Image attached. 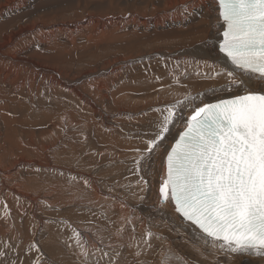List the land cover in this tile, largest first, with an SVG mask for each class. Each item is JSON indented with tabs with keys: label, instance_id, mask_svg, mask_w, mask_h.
Instances as JSON below:
<instances>
[{
	"label": "bare ground",
	"instance_id": "obj_1",
	"mask_svg": "<svg viewBox=\"0 0 264 264\" xmlns=\"http://www.w3.org/2000/svg\"><path fill=\"white\" fill-rule=\"evenodd\" d=\"M217 13L216 0H0V213L14 216L0 221V244L16 227L18 248L36 250L42 234L67 264L68 247L75 264H108L102 252L119 253L113 264H161L162 254L170 264H264L205 249L195 226L161 204L166 150L184 119L151 156L145 151L167 114L153 111L161 102L167 108L199 93L195 106H202L243 94L221 91L225 76L207 78L222 55ZM180 114L186 119L191 106ZM29 145L42 152L34 156ZM46 166L58 182L30 172ZM46 203L56 209L39 211ZM47 213L57 215L60 235L35 228L30 240L29 223L48 227Z\"/></svg>",
	"mask_w": 264,
	"mask_h": 264
},
{
	"label": "snow or ice",
	"instance_id": "obj_2",
	"mask_svg": "<svg viewBox=\"0 0 264 264\" xmlns=\"http://www.w3.org/2000/svg\"><path fill=\"white\" fill-rule=\"evenodd\" d=\"M216 3L222 55L210 65L215 75L207 78L225 76L221 91L242 90L243 94L195 106L198 93L167 106L145 151L151 156L171 126L184 119L183 130L166 150L161 204L174 205L175 213L195 226L205 249L223 253L225 258L240 255L264 260V0ZM183 7L187 12V5ZM185 105L191 106L186 119L180 114ZM75 234L87 259L81 233ZM152 235L147 232L148 237ZM6 255L0 251V256ZM102 256L113 264L119 253L102 252ZM171 259L162 254L161 264H170Z\"/></svg>",
	"mask_w": 264,
	"mask_h": 264
},
{
	"label": "rangeland",
	"instance_id": "obj_3",
	"mask_svg": "<svg viewBox=\"0 0 264 264\" xmlns=\"http://www.w3.org/2000/svg\"><path fill=\"white\" fill-rule=\"evenodd\" d=\"M106 53H107V49H106ZM70 66H73V65H70ZM74 67V66H73ZM75 68V67H74ZM31 105L32 106H35L34 104H32L31 103ZM164 105V106H163ZM158 107V109L157 108H155V109H153V111L154 112H162V111H164L165 109H166V104L164 103H160V104H158L157 105ZM161 106V107H160ZM52 108V107H51ZM161 110H160V109ZM157 109V110H156ZM163 109V110H162ZM81 111V113H83L84 111L81 109L80 110ZM121 131L122 132H124V133H127L128 131L127 130H125V128H121ZM35 142H37L38 143V145H42L43 143L42 142H39V140L38 139H35L34 140ZM83 143H85V142H83ZM86 144V143H85ZM27 149L29 150V151H31L33 154H34V156H36V155H38V154H40L41 152H42V150H41V148H39L37 145H29L28 147H27ZM82 158H85V157H82ZM92 158H93V160H99L100 158H101V156H99V153L98 152H96V151H92ZM47 168H41V169H37V170H34V171H30V172H33V177L34 178H36V179H42V178H44V177H46V178H48L46 181L48 182V183H50L51 181L52 182H58L59 181V176H58V174L57 173H55V174H53V173H51V168H50V166H46ZM44 171H43V170ZM30 172H28V173H26L24 176H23V178L22 179H24V178H27V177H29L30 176ZM46 189H49V187H47ZM123 190V189H122ZM125 193H129L130 191H128V189H124L123 190ZM42 199L44 198V197H41ZM45 199V198H44ZM27 207H29V206H27ZM38 208H39V211H41V212H43V211H46V212H48V213H50V212H52L53 210H55V209H53V208H51V210L48 208V206H47V203H46V206L45 207H39L38 206ZM32 209V208H31ZM56 211H54V213H55ZM47 213V217L49 218L48 219V223H49V226L47 227L46 225H44V224H39V223H37V222H30L29 223V235L31 236V238H29L30 240H32V239H34L35 238V236H37L36 235V230H35V228H37L39 231H41V233L43 232V230L45 229V228H47V233L48 234H46V237L48 238V236H49V234H52V235H54V236H56V237H58L59 235H60V233H61V231H62V226H60L57 222H56V217H57V215L56 216H52V217H54V218H52L49 214ZM14 219V216L13 215H9L8 214V211H3V212H1L0 213V221L1 222H11L12 220ZM24 220H25V218H24ZM24 220H21V222H22V225H21V222H20V228L19 229H23L24 227H25V224L23 223L24 222ZM12 225H14V223L12 224ZM3 228V230L5 229V227H2ZM15 228V230L14 229H12V231L10 232V234L8 235V236H6L7 237V239H5V241H3L1 244H0V251H2V252H4L3 251V249H2V247H4V245L5 246H10V247H7V249L8 248H10V249H8L7 250V255L6 256H0V261H3V260H7V261H9V260H12L15 264H20L21 262H22V264H46L45 263V260H49L50 261V263H52V264H67V262H65L64 260H63V255L62 254H60V252L59 251H57V250H55L54 248H52V247H49V246H44L43 245V241L45 240V236L44 237H42L41 238V236H42V234H41V236L39 237V238H37L35 241H34V246H35V248H36V250H34V249H29V250H26L25 248L24 249H22V247L21 248H18V247H20V243H21V246L23 245V240H22V236L20 235L19 236V234L21 233V232H19L18 231V233H17V228L16 227H14ZM32 231V232H31ZM35 232V233H34ZM13 233V234H12ZM34 234V235H33ZM17 236H18V239H17ZM9 237L11 238V239H9ZM21 237V238H20ZM74 238H75V236H73ZM15 238V239H14ZM14 239V240H13ZM42 239H44L43 241H42ZM9 240V241H8ZM13 240V241H12ZM2 241V240H1ZM12 241V242H11ZM19 242L18 244H17V242ZM8 242H10V243H8ZM14 243V244H13ZM3 244V245H2ZM16 244V245H15ZM15 246V247H14ZM147 247H150V244L149 243H147V245H146ZM13 247V248H12ZM15 248V249H14ZM19 249V250H18ZM37 249H39V250H37ZM17 250V251H16ZM22 250V251H21ZM13 253V254H12ZM41 253V254H40ZM64 253H65V255L67 256V257H69L70 258V260H71V263L70 264H75L73 261H72V256H74L75 255V250L72 248V247H68V248H64ZM46 254V255H45ZM11 256V255H13L14 256V258L13 257H7V256ZM16 256L17 257H20L21 258V262L20 261H18V260H16ZM42 256V257H41ZM7 257V258H6ZM42 258V259H41ZM3 259V260H2ZM45 259V260H44ZM16 260V261H15ZM24 262V263H23ZM5 263V262H4ZM49 263V264H50ZM48 264V263H47ZM80 264H89L88 262H86V261H84V262H82V263H80Z\"/></svg>",
	"mask_w": 264,
	"mask_h": 264
}]
</instances>
